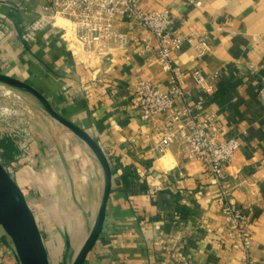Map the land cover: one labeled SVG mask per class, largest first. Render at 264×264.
<instances>
[{
  "label": "crops",
  "instance_id": "crops-1",
  "mask_svg": "<svg viewBox=\"0 0 264 264\" xmlns=\"http://www.w3.org/2000/svg\"><path fill=\"white\" fill-rule=\"evenodd\" d=\"M137 2L146 12L167 10L169 30L184 38L172 62L187 73L185 104L211 120L208 132L239 142L224 191L249 219L252 241L243 250L228 238L221 189L189 158L186 145L172 137L161 148L167 114L145 121L133 106L137 82L169 84L149 32L127 17L119 26L124 47L90 49L71 41L70 26L68 35L38 22L45 0H0V72L39 89L98 142L111 165L103 230L86 264H264V0ZM203 37L209 49L199 56ZM195 69L208 78L204 88L190 74ZM89 153L78 174L92 182V213L104 175ZM19 174L14 179L23 189L27 180ZM0 238L10 242L3 230Z\"/></svg>",
  "mask_w": 264,
  "mask_h": 264
},
{
  "label": "built area",
  "instance_id": "built-area-1",
  "mask_svg": "<svg viewBox=\"0 0 264 264\" xmlns=\"http://www.w3.org/2000/svg\"><path fill=\"white\" fill-rule=\"evenodd\" d=\"M127 17L132 26L149 32L155 38V59L169 78L167 88L150 79L137 82L133 89L134 108L145 121L167 114L161 148L169 147L172 137L186 145L189 158L200 162L212 183L221 189L224 229L228 238L240 249L248 250L252 241L250 221L224 191L239 142L235 138H220L208 132L211 120L199 118L193 108L185 104L188 93L183 90V84L187 73L172 62V54L180 50L184 38L169 30V12H146L139 7L137 0H45L38 22L68 35L70 26L71 41L90 49L107 43H116L122 48L126 35L119 31V26ZM197 47L199 56H203L209 49L206 38H199ZM190 74L197 86L205 87L208 78L200 69ZM259 96L264 102V80ZM179 103L183 104L180 109L172 112ZM7 170L12 175L11 170ZM0 264H20L11 240L4 242L0 238Z\"/></svg>",
  "mask_w": 264,
  "mask_h": 264
},
{
  "label": "rangeland",
  "instance_id": "rangeland-1",
  "mask_svg": "<svg viewBox=\"0 0 264 264\" xmlns=\"http://www.w3.org/2000/svg\"><path fill=\"white\" fill-rule=\"evenodd\" d=\"M85 150L93 154L51 118L36 98L0 83V158L14 178L20 172L27 180L23 191L41 228L51 264H72L97 214L89 212L92 202L87 192L92 182L81 180L78 174Z\"/></svg>",
  "mask_w": 264,
  "mask_h": 264
},
{
  "label": "water",
  "instance_id": "water-1",
  "mask_svg": "<svg viewBox=\"0 0 264 264\" xmlns=\"http://www.w3.org/2000/svg\"><path fill=\"white\" fill-rule=\"evenodd\" d=\"M0 83L24 91L38 100L45 112L83 141L99 162L104 175V188L91 231L72 264H86L102 233L107 204L112 189V169L109 159L98 142L81 126L58 112L48 98L32 84L0 72ZM0 229L15 247L20 264H51L49 252L27 196L0 161ZM69 246V242H68Z\"/></svg>",
  "mask_w": 264,
  "mask_h": 264
},
{
  "label": "bare ground",
  "instance_id": "bare-ground-1",
  "mask_svg": "<svg viewBox=\"0 0 264 264\" xmlns=\"http://www.w3.org/2000/svg\"><path fill=\"white\" fill-rule=\"evenodd\" d=\"M11 92L9 91V90H7L6 92H5V94L6 95H9Z\"/></svg>",
  "mask_w": 264,
  "mask_h": 264
},
{
  "label": "trees",
  "instance_id": "trees-1",
  "mask_svg": "<svg viewBox=\"0 0 264 264\" xmlns=\"http://www.w3.org/2000/svg\"><path fill=\"white\" fill-rule=\"evenodd\" d=\"M1 146H2V147H5V144H4V143H2V144H1Z\"/></svg>",
  "mask_w": 264,
  "mask_h": 264
}]
</instances>
